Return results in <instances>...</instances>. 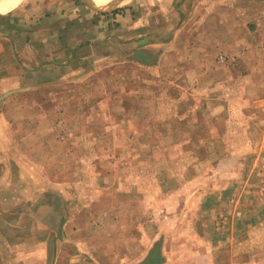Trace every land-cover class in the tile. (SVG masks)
Returning <instances> with one entry per match:
<instances>
[{
    "label": "rangeland",
    "instance_id": "374dc122",
    "mask_svg": "<svg viewBox=\"0 0 264 264\" xmlns=\"http://www.w3.org/2000/svg\"><path fill=\"white\" fill-rule=\"evenodd\" d=\"M240 3L215 77H98L103 111L73 123L90 141L67 122L77 138L49 147L51 180L76 184L61 264H264V0Z\"/></svg>",
    "mask_w": 264,
    "mask_h": 264
},
{
    "label": "crops",
    "instance_id": "0c3cea01",
    "mask_svg": "<svg viewBox=\"0 0 264 264\" xmlns=\"http://www.w3.org/2000/svg\"><path fill=\"white\" fill-rule=\"evenodd\" d=\"M38 2L0 13V264L68 262L60 246L76 184L58 173L51 180L46 162L60 150L50 146L77 138L66 134L67 122L90 141L86 131L96 127L73 123L103 111L93 100L98 77H122L125 85L130 77H215L211 51L225 44L220 19L243 14L241 0H127L109 12L81 0ZM122 98L126 109L129 93ZM16 249L17 262L9 253ZM80 257L74 252L70 264Z\"/></svg>",
    "mask_w": 264,
    "mask_h": 264
},
{
    "label": "bare ground",
    "instance_id": "6f19581e",
    "mask_svg": "<svg viewBox=\"0 0 264 264\" xmlns=\"http://www.w3.org/2000/svg\"><path fill=\"white\" fill-rule=\"evenodd\" d=\"M23 0H1L0 13L12 11L20 5ZM95 6L102 9H115L114 7L123 5L127 0H91Z\"/></svg>",
    "mask_w": 264,
    "mask_h": 264
},
{
    "label": "water",
    "instance_id": "95a60500",
    "mask_svg": "<svg viewBox=\"0 0 264 264\" xmlns=\"http://www.w3.org/2000/svg\"><path fill=\"white\" fill-rule=\"evenodd\" d=\"M83 3L89 5L90 7L94 8L95 10L97 11H104V12H109V11H113V10H116L118 8H115V9H109V10H102V9H98L97 7H95V5L93 4V2L91 0H81ZM1 101V99H0ZM63 224H64V220L62 219L61 220V223H60V226H59V238H61V231H62V228H63Z\"/></svg>",
    "mask_w": 264,
    "mask_h": 264
},
{
    "label": "trees",
    "instance_id": "16d2710c",
    "mask_svg": "<svg viewBox=\"0 0 264 264\" xmlns=\"http://www.w3.org/2000/svg\"><path fill=\"white\" fill-rule=\"evenodd\" d=\"M155 258H156V256L150 257L149 261L147 263H144V264H152V262L154 261Z\"/></svg>",
    "mask_w": 264,
    "mask_h": 264
}]
</instances>
